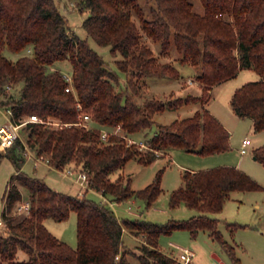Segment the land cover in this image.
I'll return each mask as SVG.
<instances>
[{
    "label": "trees",
    "instance_id": "16d2710c",
    "mask_svg": "<svg viewBox=\"0 0 264 264\" xmlns=\"http://www.w3.org/2000/svg\"><path fill=\"white\" fill-rule=\"evenodd\" d=\"M75 1L81 11H88L83 20L87 33L121 55L116 62L121 72L129 74L125 87L119 71L109 66L87 38L69 32L67 18L56 0H0V107L10 108L15 121L37 114L61 122L59 126L28 124L29 144L48 157L52 166L63 169L75 161L88 173L90 188L110 201L140 198L149 208L162 191L164 169L141 189L132 188L130 177L113 179L112 173L132 158L152 163L171 147L201 155L228 151L231 134L225 125L203 106L191 116L158 122L146 141L148 148L143 149L113 133L103 141L99 129L74 122L87 113L97 127L120 124L127 135L146 130L156 123L155 114L165 108L194 100L205 105L212 87L236 76L242 68H253L260 77L235 89L232 108L240 117L251 118L256 132L264 130V0H201L203 12L194 9L193 0H153L150 18L145 17L139 0ZM134 14L141 20V28ZM141 30L159 40L164 53L174 42L182 63L199 65L196 80L202 87L200 96L189 93L167 100H137L145 76H180L172 62H161L155 56L143 41ZM28 47L33 54L17 60L5 54L6 49L19 52ZM64 60L72 65L74 91L66 90L69 81L62 70L50 68ZM24 151L21 139L0 150V163L7 156L16 169L3 195L0 264H129L123 249L125 229L145 236L139 254L142 264H180L159 246L162 234L179 229L188 230L192 237L207 230L231 260L241 264L235 246L220 228L222 219L217 213L233 191L260 190L263 186L239 167L186 169L182 185L170 194L169 204L174 208L184 203L198 212L159 223L142 217L120 219L110 203L88 197L87 191L81 195L53 188L45 179L23 170ZM253 155L264 165V144L256 147ZM22 187L28 190L30 209L18 214L15 207L23 198ZM73 211L77 214L75 248L45 224L50 218L67 220ZM224 223L232 232L251 226L237 221ZM19 249L28 257L19 260Z\"/></svg>",
    "mask_w": 264,
    "mask_h": 264
},
{
    "label": "rangeland",
    "instance_id": "374dc122",
    "mask_svg": "<svg viewBox=\"0 0 264 264\" xmlns=\"http://www.w3.org/2000/svg\"><path fill=\"white\" fill-rule=\"evenodd\" d=\"M56 2L67 18L69 32L71 34L76 33L82 38H87L90 45L102 54L109 66L119 71L122 87H125L129 74L121 72L116 62L117 59L121 58V55L119 53L114 54L110 45H102L96 42L83 26V20L88 15V11H81L76 5L75 0H56ZM139 3L144 9L145 17L150 18V8L154 5V1L139 0ZM193 3L196 11H204L201 0H193ZM134 20L141 28V20L136 14H134ZM143 41L150 45L155 56H157L161 62H172V64L178 68L180 76H145L141 95L137 98L139 102H142L145 98L167 100L172 97L186 96L189 93L196 96L202 94V87L196 80V75L200 68L199 65L182 63L181 53L177 50L173 39L171 48L165 53L162 51L161 42L159 40L148 37L143 33ZM5 54L12 60H17L20 56L32 55L33 52L31 48L28 47L19 52L6 49ZM50 68H59L68 75H71L72 72V65L68 60L59 61ZM191 77L194 78L192 81H194L195 84L190 83L189 79ZM259 77L255 69L242 68L236 76L215 84L211 89L210 98L205 105H202L201 100H194L177 108H165L155 114L156 123L151 128L129 135L136 141L146 142L147 139L154 134L158 122L169 123L175 118L191 116L197 109L204 106L230 131L231 148L221 156L223 157L224 155L227 161L225 163H216L218 159L216 155H201L188 152L179 147L167 149V153L165 151L160 154L155 161L149 164H143L136 158L128 160L121 170L112 173L113 179H116L119 175L124 180L130 177L132 188L141 189L154 179L159 170L164 169L162 174V191L153 205L149 208L146 207L144 200L140 198H131L121 202L116 201L115 208L120 219L142 217L160 223L166 222L171 218H189L192 214L197 212L195 208L189 207L183 203L172 208L169 204L171 192L182 185L183 172L186 169L201 170L220 165L237 166L257 180L263 188L250 192L237 191L235 194L232 193V197L226 200L224 209L217 213L222 219L220 228L225 233L227 239H233L239 243L237 255L241 259V264H264V165L256 160L253 155V150L264 144V130L260 133H255L251 119L249 117H240L237 115L231 105V98L235 89L245 82L256 80ZM17 89L15 88L13 90L17 92ZM9 119L10 115L7 113L6 109L0 107V125L6 123ZM28 131L29 128L21 129L23 138H27ZM244 138L248 139V152L242 154L240 149ZM138 145L140 146L141 144ZM140 147L143 149L148 148V146ZM0 150L5 151V149L2 148H0ZM25 157L26 161L23 165V170L28 174L45 179L49 185L57 190L70 194H81L80 186L70 177L65 176L59 169L50 166L47 162L41 161L36 163L34 159L27 158L26 155ZM239 163L243 168L238 166ZM71 165L77 166V162L74 161ZM15 171L16 169L11 159L4 156L0 163V220L2 219V212L4 209L3 195L11 175L15 173ZM22 191L23 198L15 207V212L18 214L27 213L24 208L22 210L25 211L20 213L18 208L21 203H25L28 200V190L22 187ZM87 196L98 201L103 200V194L95 190L89 189L87 191ZM239 199L242 201H239ZM255 214L258 216L262 215V219L258 222L252 221V215L256 218ZM224 221L249 223L251 226L240 227L231 235ZM45 224L51 232L70 246L74 248L77 246V214L75 211L71 213L67 220L56 221L50 218L46 220ZM4 227L5 222L4 225H0V229L2 230ZM139 236L142 240L135 238L128 232L123 234V249L127 251L129 264H142L139 254L140 246L143 244L145 236ZM173 244L195 249L197 253L196 262L198 264H210L213 260L212 252H217L218 250L220 252L222 248L221 244L210 237L207 231H201L197 238H192L191 234L186 229L175 230L171 234L165 233L160 236L159 246L165 253L176 255L177 249L173 248ZM27 257L28 254L24 250L19 249L17 258L23 260ZM224 259L227 264H235L228 255H225ZM5 264L10 263L5 262Z\"/></svg>",
    "mask_w": 264,
    "mask_h": 264
},
{
    "label": "built area",
    "instance_id": "2783aa9c",
    "mask_svg": "<svg viewBox=\"0 0 264 264\" xmlns=\"http://www.w3.org/2000/svg\"><path fill=\"white\" fill-rule=\"evenodd\" d=\"M65 76L67 80L69 81V85L66 87V90L74 91V87L72 85L73 83L72 74L71 75L65 74ZM78 105L81 107L80 104ZM5 109L7 113L10 115V119L6 123L0 125V148L6 150L8 147L12 146L17 139H21V141H23L24 143V148H25L24 153L27 156V158L34 159L36 163L44 161V162H47L50 166H52L48 157L42 154H38V152L29 144L28 135H27V138H23V135L21 134V129L28 128V124L31 122L44 123V124L51 125V126H59L61 125V122L53 121V120H46L37 114H31L28 117L20 121H15L12 119V110L10 108H5ZM74 123L79 126L99 129L101 132L100 134H101V138L103 141H106L109 135L113 133V134L125 137L128 143L130 144L138 143V144H141L140 146H146V142L136 141L135 139L127 135L123 131V128L120 124H118L117 126L113 128L95 126L92 123L91 116L87 113L81 114L79 116V120ZM247 144H248V139L247 138L243 139L242 147L240 149L241 153H246L248 151ZM59 170L63 172L65 176L70 177L74 182H76L80 186L81 194H84L86 191L90 189L88 173L81 167L70 165V166H67ZM18 208L20 210V213H22L25 210L28 212L30 209V202L27 200L25 203H21L18 206ZM23 208L25 210H22ZM0 225H4V221L2 219L0 220ZM177 248H178V251L176 255L174 254H171V255L168 254V255L172 256L180 264H198L196 262L195 249L191 247H182V246H177ZM210 264H223V263H221L218 260H213L210 262Z\"/></svg>",
    "mask_w": 264,
    "mask_h": 264
},
{
    "label": "crops",
    "instance_id": "0c3cea01",
    "mask_svg": "<svg viewBox=\"0 0 264 264\" xmlns=\"http://www.w3.org/2000/svg\"><path fill=\"white\" fill-rule=\"evenodd\" d=\"M192 79H194V78H190L189 79V81H190V83H192V84H195V82L194 81H192ZM251 119V118H250ZM251 121H252V119H251ZM252 126H253V121H252ZM263 131V130H262ZM262 131H258V132H256L255 131V133H260V132H262ZM245 139V138H244ZM243 142V141H242ZM170 152V151H169ZM226 152V151H225ZM225 152H220V153H215V154H213L214 156L216 155V156H218V159L216 160V163H225V162H227L226 160H225V157H224V155H223V157H221L222 156V154H224ZM248 152V151H247ZM166 153H167V151H166ZM242 154H244V153H242ZM220 156V157H219ZM260 162V161H259ZM238 166H240V167H242V165L239 163L238 164ZM243 168V167H242ZM91 190H95V189H92V188H90ZM95 191H97V190H95ZM251 191H254V190H251ZM97 192H100V191H97ZM235 192H237V191H233L232 193L233 194H235ZM238 192H250V191H238ZM100 193H102V192H100ZM232 193H231V195H232ZM230 195V197H232ZM101 201H107L108 203H110V205L112 206V208L115 210V212H116V214H117V211H116V208H115V204H116V201H110V199L108 198V197H106V196H104L103 195V200H101ZM239 201H242L241 199H239ZM182 204V203H181ZM184 204V203H183ZM180 205V204H179ZM224 206H225V204H224ZM224 209V208H223ZM222 209V210H223ZM198 212V211H197ZM197 212L196 213H194V214H192V215H195V214H197ZM118 215V214H117ZM256 215V214H255ZM119 217V216H118ZM256 218H254L253 217V215H252V221H255V222H258V221H260V219H262L261 217H262V215H256L255 216ZM120 218V217H119ZM221 218V217H220ZM226 225V224H225ZM227 227V226H226ZM227 229L230 231V229L227 227ZM222 230V229H221ZM201 231H207V230H201ZM200 231V232H201ZM126 232H128V233H130L131 235H133L135 238H137V239H139V240H142L141 238H140V236L139 235H136L135 233H133V232H131L130 230H128V229H125L124 230V233H126ZM199 232V233H200ZM208 232V231H207ZM222 232H223V230H222ZM190 233V232H189ZM230 233H231V235L233 234V233H235V232H232V231H230ZM208 234H209V232H208ZM223 234H224V236H225V233L223 232ZM199 235V234H198ZM192 236V235H191ZM209 236H210V234H209ZM198 237V236H197ZM197 237H192V238H197ZM211 237V236H210ZM225 238H226V236H225ZM226 240L227 241H229L232 245H234L235 246V248H236V252H237V247H239V243L238 242H236V241H234L233 239H227L226 238ZM177 246L178 245H175V244H173V248H175V249H177V251H178V248H177ZM221 251L219 252V250L216 252H212V257H213V260H218V261H220L221 263H223V264H227L226 263V261H225V259H224V256L225 255H228L227 254V252H226V250L223 248V246L221 245ZM160 249H161V247H160ZM162 250V249H161ZM173 251V250H172ZM172 253H174V252H172ZM196 256H197V253H196ZM229 256V255H228ZM212 260V261H213ZM241 260V259H240Z\"/></svg>",
    "mask_w": 264,
    "mask_h": 264
}]
</instances>
